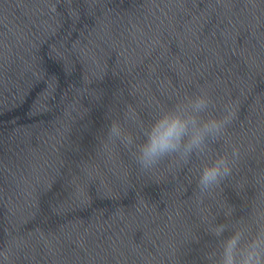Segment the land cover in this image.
<instances>
[{
	"label": "water",
	"instance_id": "water-1",
	"mask_svg": "<svg viewBox=\"0 0 264 264\" xmlns=\"http://www.w3.org/2000/svg\"><path fill=\"white\" fill-rule=\"evenodd\" d=\"M231 106L217 142L144 171L162 109ZM201 194V168L232 158ZM232 211L226 217L225 212ZM264 214V0H0V251L7 264H209L211 224Z\"/></svg>",
	"mask_w": 264,
	"mask_h": 264
},
{
	"label": "clouds",
	"instance_id": "clouds-1",
	"mask_svg": "<svg viewBox=\"0 0 264 264\" xmlns=\"http://www.w3.org/2000/svg\"><path fill=\"white\" fill-rule=\"evenodd\" d=\"M212 106L211 97L201 91L159 111L150 125L142 129L144 139L140 144L118 122L108 126L107 137L131 149L137 165L144 171L169 157H178L187 163L194 155L205 153L210 143L219 141L235 118L231 106H226L220 116L206 115ZM231 155L233 159L218 156L201 168L197 179L201 194L210 193L231 177L239 150L233 147ZM232 211L224 215L229 217ZM239 224H234L232 234L223 239L220 238L229 229L227 224L209 226L208 231L219 239L218 247L206 256L209 264H264V214L257 216L253 226ZM7 261V253L0 251V264Z\"/></svg>",
	"mask_w": 264,
	"mask_h": 264
}]
</instances>
